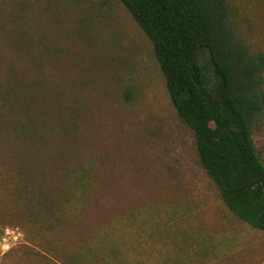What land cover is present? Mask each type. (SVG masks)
<instances>
[{"label": "rangeland", "instance_id": "obj_1", "mask_svg": "<svg viewBox=\"0 0 264 264\" xmlns=\"http://www.w3.org/2000/svg\"><path fill=\"white\" fill-rule=\"evenodd\" d=\"M227 3L264 55V0ZM191 133L120 0H0V264H264Z\"/></svg>", "mask_w": 264, "mask_h": 264}, {"label": "trees", "instance_id": "obj_2", "mask_svg": "<svg viewBox=\"0 0 264 264\" xmlns=\"http://www.w3.org/2000/svg\"><path fill=\"white\" fill-rule=\"evenodd\" d=\"M153 46L177 117L225 207L264 232V55L235 34L227 0H120Z\"/></svg>", "mask_w": 264, "mask_h": 264}, {"label": "built area", "instance_id": "obj_3", "mask_svg": "<svg viewBox=\"0 0 264 264\" xmlns=\"http://www.w3.org/2000/svg\"><path fill=\"white\" fill-rule=\"evenodd\" d=\"M9 233H10V232H7V233H6V236H7V237L9 236ZM12 235H15V232H13Z\"/></svg>", "mask_w": 264, "mask_h": 264}]
</instances>
